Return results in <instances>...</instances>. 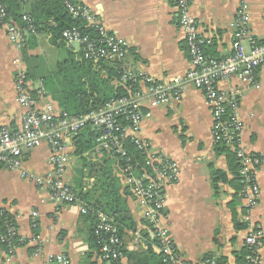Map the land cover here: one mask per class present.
I'll return each instance as SVG.
<instances>
[{
    "label": "crops",
    "instance_id": "0c3cea01",
    "mask_svg": "<svg viewBox=\"0 0 264 264\" xmlns=\"http://www.w3.org/2000/svg\"><path fill=\"white\" fill-rule=\"evenodd\" d=\"M35 1L27 0L23 13H30ZM76 1L98 14L110 34L128 42L130 47L126 57L115 61L118 63L117 73L144 70L156 80L167 83L172 78H183L191 69L185 34L175 16L174 0ZM242 4L248 6L251 37L258 43L264 42V0H191V15L199 24L200 34L210 41L205 47L207 57L224 59L232 55L233 23ZM244 45L249 46L248 42ZM79 53L78 44L69 47L62 41H55L48 32L30 35L22 50L18 51L0 27V130L19 131L26 111L16 101L14 58H22L33 89L42 83L49 99L60 108L53 99V81L50 78L62 64L77 59ZM256 73L260 80L259 89L247 86L237 78L218 84V89L224 92L242 90L240 114L245 123L244 144L248 151L264 159V65ZM101 75L108 76L106 71ZM110 85L122 89L118 78L110 80ZM143 108L146 116L142 123V137L151 144L153 151L174 161L179 169L177 182L165 188L166 219L163 222L176 243L179 255L191 264H217L220 261L235 264L236 253L244 247L247 236L246 227L242 230L237 228V224L245 226L242 190L236 192L228 153L213 141V118L204 92L190 87L180 101L172 100L152 109L148 106ZM76 151H70L66 173V181L72 188H81L90 194L91 199L98 197L100 193L94 191L97 185L95 174L101 172L102 166L111 167L121 186L120 192L135 226L123 232L125 253L119 264H143L145 255L140 257L142 263L139 255L148 248L159 255L155 238L144 218V209L133 196L116 161L108 156L98 160L77 156ZM49 155V147L45 143L25 152L24 170L44 175L49 170ZM213 172L225 173L228 183L215 184ZM257 184L261 199L253 220L264 229V163ZM0 209L14 216L18 236L27 241L17 247L13 256H9L0 244V264H49L48 257L57 255L67 257L69 264H113L100 259L92 239L95 221L90 215L82 214L79 205L55 206L46 192L22 178L19 172H11L2 165ZM34 212L39 214L35 220L32 219ZM34 224H37L36 229ZM144 236L147 246L142 243L145 242ZM35 237L45 240L43 253L39 256H35L37 244L32 242ZM261 255V264H264V252Z\"/></svg>",
    "mask_w": 264,
    "mask_h": 264
},
{
    "label": "built area",
    "instance_id": "2783aa9c",
    "mask_svg": "<svg viewBox=\"0 0 264 264\" xmlns=\"http://www.w3.org/2000/svg\"><path fill=\"white\" fill-rule=\"evenodd\" d=\"M66 11L73 19L80 20L96 32V36L84 34L79 28L66 29L62 38L71 47L78 44V60L91 63L99 69L102 62L122 61L129 49L123 38L112 35L99 20L98 14L87 5L76 0H61ZM176 18L185 34L190 55L191 69L186 76L172 78L164 83L156 80L149 73L141 70L136 73L123 72L118 79L121 88L128 90V95L115 96L101 108L85 115H72L49 99L42 83L37 88L28 78L21 57L13 59L15 67L14 88L16 101L26 111L21 118V129L12 132L7 128L0 130V165L11 172H19L21 177L33 182L41 191L48 194L55 206L79 205L80 211L88 215L90 209L84 204L76 190L66 181L67 164L70 151L77 149L76 141L89 130L94 135L95 146L84 155L96 160L108 156L116 161L133 196L144 209V218L151 234L157 241L162 264H191L178 253L176 243L164 225L166 219L165 188L177 182L179 169L177 164L165 155L152 150L151 144L142 137L143 107L157 108L172 100L180 101L187 88L202 90L207 106L213 118L211 134L216 145L225 147L236 156L241 170L243 189L241 196L244 203L243 222L247 236L245 245L250 248L248 264H261V252H264V229L254 223L253 213L261 199V190L257 184L258 174L264 159L253 154L244 144L245 123L240 114L243 92L232 89L224 92L218 84L237 78L243 84L260 88L257 70L264 65V42L254 40L248 28V6L242 4L233 23L235 29L233 53L224 59H212L205 54V47L210 43L199 31L197 20L191 15V0H174ZM18 24L8 14V8L0 0V27L6 32L10 42L21 51L30 35L36 34L34 20L29 14L22 16ZM248 42V47L244 45ZM150 114H148L149 116ZM47 144L50 155L47 160L49 170L42 176L24 170L23 156L42 144ZM133 144L145 157V167L134 160L127 149ZM85 192V191H84ZM7 210L0 213V219ZM6 223L7 235L0 240L8 244V255L13 256L17 247L27 243L18 236L16 221ZM34 212L32 219L38 218ZM98 225L95 230L99 243L100 259L105 262H120L123 258L122 238L119 228L112 218L103 212L96 215ZM1 224V221H0ZM37 228V224L33 225ZM19 237L18 244L14 238ZM32 242L37 249L35 256L43 253L45 240L35 237ZM49 264H69L64 255L49 256Z\"/></svg>",
    "mask_w": 264,
    "mask_h": 264
},
{
    "label": "trees",
    "instance_id": "16d2710c",
    "mask_svg": "<svg viewBox=\"0 0 264 264\" xmlns=\"http://www.w3.org/2000/svg\"><path fill=\"white\" fill-rule=\"evenodd\" d=\"M8 8V14L15 22L21 24L22 16L29 14L34 20L36 27V33L48 32L53 36V39L62 41L65 45L66 42L62 38V33L66 29L79 28L84 34L96 36V32L88 28L85 23L80 20L73 19L71 15L66 11L61 0H36L33 5V9L30 13H23V7L27 0H3ZM64 65V66H63ZM116 62H102L99 69L93 67L91 63L75 59L71 60L69 64H62L59 67L58 72L50 78L53 81L52 91L53 99L57 101L60 109L72 114V115H85L92 110L101 108L107 101L115 96L128 95L127 89L114 88L110 85V80L114 78H120L122 74L117 73ZM102 71L107 72V78L101 75ZM89 130L76 141V155L83 156L85 153L90 152L95 146L94 135ZM127 149L134 157L142 168L145 167V156L131 143H128ZM224 152L229 155L230 171L235 175L233 183H235L236 192L240 193L243 189L241 183L240 170L241 166L238 164L236 156L227 151L225 147H222ZM84 160V159H83ZM84 167L87 164L84 163ZM149 171V168L145 167ZM101 172L95 174L97 185L94 191H98L100 194L98 197L92 198L89 193H85L81 188L75 189L78 195L81 197L84 204L90 209L88 215L95 221V225L92 231V239L95 244L96 250L99 254V243L95 230L98 225L97 213L103 212L114 220L119 228L121 238H123V232L126 228H134L132 216L121 194V186L113 175L110 166H102ZM83 175V174H82ZM214 183L219 182L228 183V178L225 173L213 172ZM81 189V190H80ZM3 209H0V213ZM13 217L7 213L0 219V237L7 235L6 223H10ZM237 228L242 230L245 228L243 224H237ZM19 237L14 238V244H18ZM142 242L147 246L146 236H144ZM155 243L157 241L155 240ZM1 246L8 253V244L1 242ZM122 253L123 246H122ZM251 254L250 248L246 245L240 252L236 253L235 264H248L247 256ZM124 255V254H123ZM145 255V264H162L161 255H156L152 252L151 248L139 255V262L142 263L143 259L140 257ZM100 256V254H99ZM130 256V255H129ZM130 259L132 257L130 256ZM120 262H114L113 264H119ZM143 263V264H144ZM223 261L217 262V264H223Z\"/></svg>",
    "mask_w": 264,
    "mask_h": 264
}]
</instances>
